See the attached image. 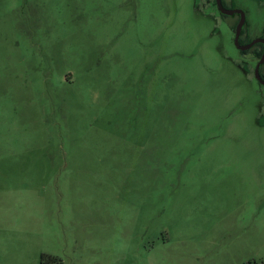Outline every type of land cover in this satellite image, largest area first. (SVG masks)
<instances>
[{"label":"rangeland","instance_id":"374dc122","mask_svg":"<svg viewBox=\"0 0 264 264\" xmlns=\"http://www.w3.org/2000/svg\"><path fill=\"white\" fill-rule=\"evenodd\" d=\"M243 40L264 36V0ZM215 0H0V264H264V84Z\"/></svg>","mask_w":264,"mask_h":264},{"label":"flooded vegetation","instance_id":"af4514ba","mask_svg":"<svg viewBox=\"0 0 264 264\" xmlns=\"http://www.w3.org/2000/svg\"><path fill=\"white\" fill-rule=\"evenodd\" d=\"M216 4H217V0H215ZM223 2V5H224V0H222ZM218 6V4H217ZM225 6V5H224ZM219 8V6H218ZM229 9H233V8H229ZM237 9V8H236ZM220 10V9H219ZM243 11V10H242ZM221 12V11H220ZM223 15H233V14H237L238 15V20L235 24V44L236 46L239 48V50L241 51V53L243 55H247V54H252L254 56H256L258 58V62L257 64L259 63V61L261 60L262 58V55L264 53V36H261L260 38H256V39H253V40H243L241 37L243 35V28L246 24V17L244 18V22L242 24V27H241V32H240V35H239V38H238V43L236 42V36H237V27H238V24L242 18V14L239 13V12H236V13H233V14H225L223 12H221ZM244 13V12H243ZM245 15V13H244ZM257 67V65H256ZM256 67L255 69L253 70V75L255 77V79L261 83L257 78H256V74H255V70H256ZM259 71H260V74L262 76V78L264 79V62L260 64L259 66ZM263 84V83H261Z\"/></svg>","mask_w":264,"mask_h":264},{"label":"water","instance_id":"95a60500","mask_svg":"<svg viewBox=\"0 0 264 264\" xmlns=\"http://www.w3.org/2000/svg\"><path fill=\"white\" fill-rule=\"evenodd\" d=\"M217 4L219 6V9L221 12L225 13V14H233V13H236V12H239L242 14V18L238 24V27H237V36H236V42L238 43V38H239V35H240V32H241V27H242V24L244 22V18H245V15L243 13L242 10L240 9H229V8H226L224 5H223V2L222 0H217ZM264 41V39H263ZM264 62V53L262 55V58L261 60L259 61V63L257 64V67H256V70H255V74H256V78L264 84V79L262 78L261 74H260V71H259V66L261 63Z\"/></svg>","mask_w":264,"mask_h":264}]
</instances>
